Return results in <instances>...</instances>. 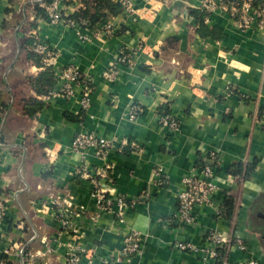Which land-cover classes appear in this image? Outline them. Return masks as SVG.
Instances as JSON below:
<instances>
[{
  "label": "crops",
  "instance_id": "crops-1",
  "mask_svg": "<svg viewBox=\"0 0 264 264\" xmlns=\"http://www.w3.org/2000/svg\"><path fill=\"white\" fill-rule=\"evenodd\" d=\"M40 2L0 0V264H66L74 252L78 264H104L133 231L143 252L117 264H264V24L256 8L247 29L223 11L205 15L204 25L218 35L205 37L191 13L203 0H133L134 13L122 9L83 27L85 40L39 16ZM83 8V0H70L64 13L76 18ZM27 39L40 66L22 54ZM37 41L56 53L50 63L34 51ZM71 65L92 80L87 112L79 97L48 99L27 83L51 68L56 91ZM111 69L119 71L116 80L104 77ZM30 98L43 105H26ZM164 114L179 121L176 134L161 126ZM81 132L114 139L117 147L106 160L92 149L83 160L72 150ZM211 153L221 160L218 191L210 206L196 209V223L183 226L176 199L182 178ZM85 161L91 172L112 164L109 195L130 205L124 222L98 210L90 180L77 176ZM237 164L255 169L238 178L230 172ZM227 196L235 201L233 218L220 214ZM211 234L239 237L246 249L224 244L221 263L206 250ZM181 242L193 249H177Z\"/></svg>",
  "mask_w": 264,
  "mask_h": 264
},
{
  "label": "built area",
  "instance_id": "built-area-1",
  "mask_svg": "<svg viewBox=\"0 0 264 264\" xmlns=\"http://www.w3.org/2000/svg\"><path fill=\"white\" fill-rule=\"evenodd\" d=\"M41 2L43 0H40ZM70 0H52L49 5H46V19L52 25H63L69 28L75 29L81 37L85 40H89V37L82 34L81 29L87 24L86 21L77 20L71 16H67L65 11V4ZM121 4L122 9L127 13H134L135 6L133 0H117ZM252 8H256V14L261 24H264V4L258 8L253 5L252 0H243L241 8L236 4L228 2L227 0H203L201 10L205 11L208 15L218 10L229 14L233 19L238 20L239 25L243 29H247L251 26L254 17L250 16L249 11ZM112 26L110 24L105 26V32L108 35L112 33ZM83 35V36H82ZM34 51L42 55L45 62L50 63L55 57L56 53L51 47L45 43L37 41L34 45ZM129 56H125L121 59L122 62H129ZM119 71L111 69L104 74V77L109 80H116ZM61 86L60 89L52 91L46 97L51 98H66L72 99L79 97V101L83 112H87L90 109L92 103L93 84L92 80L82 74L77 66L71 65L67 67L60 75ZM138 114V108L133 107L131 110V119H136ZM159 122L164 130L168 134H176L179 129V121L167 114L161 116ZM128 145L127 141H123L119 150L121 151ZM117 147V143L114 139L99 136L92 132H81L77 134L72 143L73 152L80 156L83 160L86 158L89 150H94L96 157L106 160L112 149ZM221 160L215 153L209 155V162H205L199 167L195 168L192 172L185 174L182 178L181 188L176 195L178 202L177 215L183 226H192L196 223L195 212L196 209L204 206H210L212 204L213 196L218 191V185L216 182V169L220 166ZM112 170V164L106 163L102 168L96 169L93 172L88 168L86 161L77 170V176L79 178L90 180L93 185V198L96 202V206L100 212H110L117 216L120 222L125 221L123 211L130 208L126 198L120 197L113 199L109 195V180L110 172ZM162 171L158 170L157 180L160 181V175ZM122 211V212H121ZM5 204L0 200V222L5 217ZM66 224L68 222H65ZM208 246L206 249L214 258H219L218 249L224 244H230L244 251L246 249L245 243L239 237L235 240L226 241L223 237L217 234H211L208 238ZM176 248L181 251L192 250L193 246L189 243H177ZM143 252V241L140 235L133 231L125 235L123 240V246L121 250L107 260L104 264H117L125 257L132 255H141ZM80 254L74 252L69 255L66 264H78ZM238 264H259L256 261L239 262Z\"/></svg>",
  "mask_w": 264,
  "mask_h": 264
},
{
  "label": "trees",
  "instance_id": "trees-1",
  "mask_svg": "<svg viewBox=\"0 0 264 264\" xmlns=\"http://www.w3.org/2000/svg\"><path fill=\"white\" fill-rule=\"evenodd\" d=\"M84 1V8L80 10V12L76 15L77 20L86 21V27L88 28H95L97 25L100 24L104 19H106L108 16H114L119 14L122 11V6L119 3H115L114 0H83ZM228 2L236 4L239 8H241L243 4V0H227ZM253 5L255 7L260 8L264 4V0H252ZM52 2V0H43L42 2L35 5V9L39 16H46V8L43 7V5H49ZM43 4V5H42ZM199 25V33L202 36H218L216 33H213L212 31H209L207 27L204 25V17L208 14L201 10L199 11H192L191 12ZM28 26L22 27V29H26ZM32 41L30 39L25 40L22 43L21 51L22 54L25 55L26 59L28 61H31L33 64L40 66L41 60L38 55L33 53L32 50ZM57 78L54 72L51 68H45L44 71L39 73L37 76H29L27 78V83L34 88V90L39 95H49L56 84ZM26 105H38L42 106L43 103L35 98L25 99L24 100ZM9 107V105L7 106ZM4 106V110L7 108ZM4 110H2V113H4ZM29 114H32V112L28 111ZM167 115V114H164ZM3 142L0 139V145H2ZM205 162H209V156L207 158H201L199 162V166L204 164ZM255 169V165L251 166H242L240 164L235 165L233 168H231V174L238 178H249L251 172ZM1 192V191H0ZM235 212V201L232 196H227L223 206L221 208V215L233 218ZM29 247L26 248L24 254V258H27ZM219 253V261L223 263L224 258L227 256V247L223 246L218 249Z\"/></svg>",
  "mask_w": 264,
  "mask_h": 264
},
{
  "label": "water",
  "instance_id": "water-1",
  "mask_svg": "<svg viewBox=\"0 0 264 264\" xmlns=\"http://www.w3.org/2000/svg\"><path fill=\"white\" fill-rule=\"evenodd\" d=\"M22 253H24V250L22 251Z\"/></svg>",
  "mask_w": 264,
  "mask_h": 264
}]
</instances>
